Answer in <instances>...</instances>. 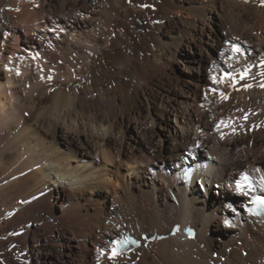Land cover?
Returning a JSON list of instances; mask_svg holds the SVG:
<instances>
[{
  "label": "bare ground",
  "instance_id": "bare-ground-1",
  "mask_svg": "<svg viewBox=\"0 0 264 264\" xmlns=\"http://www.w3.org/2000/svg\"><path fill=\"white\" fill-rule=\"evenodd\" d=\"M262 62L261 0H0V264H264Z\"/></svg>",
  "mask_w": 264,
  "mask_h": 264
},
{
  "label": "snow or ice",
  "instance_id": "snow-or-ice-1",
  "mask_svg": "<svg viewBox=\"0 0 264 264\" xmlns=\"http://www.w3.org/2000/svg\"><path fill=\"white\" fill-rule=\"evenodd\" d=\"M261 2H262V4H264V0H261ZM233 51L239 52L240 49L234 47ZM262 66H264V62H262ZM249 72H250V68H245L243 71L239 72L238 74H233L231 72H226L224 74V77H221L219 81H217V77L213 76V81L222 83V82H224L225 79H230L232 81L231 86L235 88L236 84H238V83H240V81L246 80L248 78ZM260 74H261V76H264V72H261ZM237 75L239 77L238 79H237ZM261 86L264 87V85H261ZM243 87L245 89H247V88L251 87V85L250 84H244ZM212 91L216 92L217 90L216 89H212ZM219 96L222 99H224V100L228 99V95L226 93L222 92V91L219 92ZM243 119L246 120L247 116H244ZM221 126H223V127H232L233 133L236 132V128L233 126V122L230 121V120L229 121L221 120L216 126L217 130H219L221 128ZM222 138H223V135H222ZM236 187L241 192L244 191L245 187L251 188L252 185H251V182L249 181V177L247 175L242 176L241 179L239 181H237ZM256 202H257L258 205H264V198L257 197L256 198ZM117 254H118L117 253V249L113 248L112 249V256H115ZM109 258H112V257H109Z\"/></svg>",
  "mask_w": 264,
  "mask_h": 264
},
{
  "label": "rangeland",
  "instance_id": "rangeland-1",
  "mask_svg": "<svg viewBox=\"0 0 264 264\" xmlns=\"http://www.w3.org/2000/svg\"><path fill=\"white\" fill-rule=\"evenodd\" d=\"M219 30V28L217 27V31H216V33L218 34V32L220 33V30ZM184 51L188 54V55H190V58L191 57H195L196 56V54H197V52H199V50L196 48V50H194V52L196 53V54H191V53H189V50L187 49V47H185L184 48ZM185 74H186V77L187 78H189L190 76H191V73L189 72V71H185ZM187 83V85H189V81L188 82H186ZM246 116V115H245ZM132 130H134V128H132ZM215 195H217V196H219L218 194H215ZM220 197V196H219ZM220 199H222V200H227V199H224V198H221L220 197ZM21 202H22V200H21ZM108 225V224H107ZM119 226H117V228H118ZM28 255V256H27ZM43 256H45L44 255V251H42V250H40L39 251V249H37V248H33V249H30L29 251H27L26 253H24L22 256H21V258L20 259H17V262H16V264H46L45 263V261H43ZM26 257V258H25ZM34 257V258H33ZM29 258V259H28ZM42 260V261H41ZM19 262V263H18ZM43 262V263H42Z\"/></svg>",
  "mask_w": 264,
  "mask_h": 264
}]
</instances>
